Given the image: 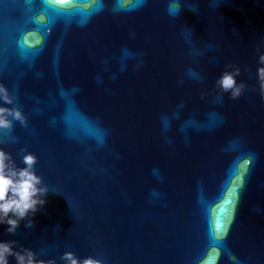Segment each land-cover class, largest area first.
Instances as JSON below:
<instances>
[{"label": "water", "instance_id": "95a60500", "mask_svg": "<svg viewBox=\"0 0 264 264\" xmlns=\"http://www.w3.org/2000/svg\"><path fill=\"white\" fill-rule=\"evenodd\" d=\"M261 53L264 0H0V104L24 117L0 148L46 188L0 240L55 264H264Z\"/></svg>", "mask_w": 264, "mask_h": 264}, {"label": "clouds", "instance_id": "9594fccd", "mask_svg": "<svg viewBox=\"0 0 264 264\" xmlns=\"http://www.w3.org/2000/svg\"><path fill=\"white\" fill-rule=\"evenodd\" d=\"M172 10V9H170ZM259 67L257 77L260 82L262 98H264V53L258 57ZM239 74V69L225 71L217 80V84L225 91L231 90L233 98L239 96L243 83H237L235 76ZM0 101L5 104L11 103L12 99L8 95L7 89L0 84ZM9 116L20 120L24 117L18 109H9L0 104V129L11 126ZM24 167H17L12 161L10 154L0 148V224L7 225V232H14L20 220L29 213H34L38 205H43L45 201L41 198L46 192V188L41 187V177L36 175L33 165L36 157L32 153H25L22 157ZM31 222H29L30 224ZM27 226V225H26ZM13 241L0 240V264H9V256L14 257L16 264H55L54 261L36 259L35 254L30 249L16 250ZM61 259L65 264H102L91 256L78 259L72 252H65Z\"/></svg>", "mask_w": 264, "mask_h": 264}]
</instances>
